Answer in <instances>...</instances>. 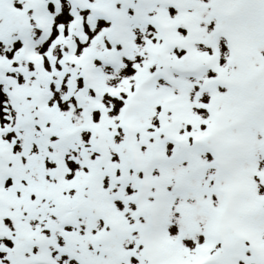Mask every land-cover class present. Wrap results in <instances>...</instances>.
Segmentation results:
<instances>
[{"label":"snow or ice","instance_id":"6c2138e0","mask_svg":"<svg viewBox=\"0 0 264 264\" xmlns=\"http://www.w3.org/2000/svg\"><path fill=\"white\" fill-rule=\"evenodd\" d=\"M0 264H264V0H0Z\"/></svg>","mask_w":264,"mask_h":264}]
</instances>
